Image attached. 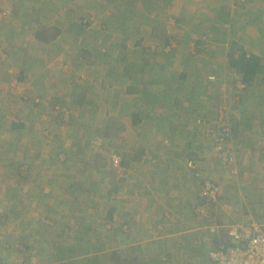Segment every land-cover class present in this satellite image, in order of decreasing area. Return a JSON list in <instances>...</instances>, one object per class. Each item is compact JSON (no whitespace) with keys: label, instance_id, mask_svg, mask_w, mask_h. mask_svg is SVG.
I'll return each mask as SVG.
<instances>
[{"label":"crops","instance_id":"1","mask_svg":"<svg viewBox=\"0 0 264 264\" xmlns=\"http://www.w3.org/2000/svg\"><path fill=\"white\" fill-rule=\"evenodd\" d=\"M179 1L180 4H177L173 11L181 14L178 28L181 31L185 29L181 36L191 38L195 44L203 47L204 34H207L208 39L209 33L213 32L207 29L209 26L203 33L197 32L196 28L207 25L206 19L214 21L219 9L226 7L222 9L226 10V17H223L225 20L220 18V27L226 30V40L218 38L216 42L211 41L214 43L211 51H190L187 45L184 48L178 45L179 47L172 49L174 43L171 40L167 43L170 36L167 34L169 32L165 15L157 12L156 16L158 7L149 8L148 2L134 8V1L125 4L123 0H0V13L14 11L15 15L17 14L14 17L20 24L17 25V34L20 35L14 39V47L11 49L13 52H20L15 56L16 59L25 61V64L14 66L18 75L14 72L13 75L8 71L9 67L13 68L10 66L12 63L7 61L6 56H0V90L6 91L9 87L5 79L12 76L16 78L24 72L30 81L28 84H22L23 91L30 94L32 99L42 101L43 107L49 106L55 110L58 108L56 103L71 107L73 116L70 119L69 115H65L67 120H64L68 124L70 121H80L84 124L86 122L90 126L96 124L95 128H91L92 131H103L102 124L108 122L117 126L125 124L132 131L138 127V137L134 135L129 137V140H142L144 148L151 150L158 140V150L153 153L156 156L153 160L155 165L149 168L141 166L142 174L139 175V169L129 166L131 169L127 170V181L132 180L144 186V178L139 180L143 174L154 175L157 181L161 179L164 181L167 201L178 203L186 215L185 205L193 199L194 211L195 200L199 198H196L195 188L188 183L194 184V181L186 170L185 163L187 159L197 155L202 163L200 167L198 160L201 171L213 177L221 186L220 202L214 216L217 225L214 229V224L199 226L192 223L195 229L182 232L180 230L174 233V236L182 238L183 235L190 234L186 236L194 247L207 256L211 244L219 239H226L233 227L256 224L264 229V114L263 117L256 115L259 111L264 113V73L257 74L254 81L247 84L229 63L232 43L237 42L248 55L260 57L264 66V0H248L242 7H231L224 0ZM89 14H92V17L100 15L98 25L84 24ZM186 18L188 20L185 21ZM0 23L4 24L1 21ZM39 25L47 26L48 38L39 33L42 32L38 31ZM34 27L36 29L30 31ZM49 27H52L51 31ZM258 27L262 28L261 35L255 31ZM171 32L174 34L171 36L175 38L179 34L173 30ZM29 34L30 37L27 36ZM23 35L26 37L22 38ZM215 37L213 34L212 39ZM179 38L180 36L178 40ZM219 63L225 66L224 71L219 70ZM233 70L234 76L230 77ZM206 73L210 74L206 77ZM214 74L217 80L208 81L209 76ZM236 80H241L246 85L243 108L247 112L242 111V115L240 114L243 123L239 132L236 125L232 124L230 114L226 113L225 120L234 132L231 143L237 158L239 157L236 162L228 163L225 154L215 151L216 127L222 123V115L219 105L216 107L215 116L208 115L207 111L212 109L210 104H213L215 99L207 93L210 88L206 84L211 82V86L219 90L217 95H220L231 88L234 89ZM13 81L14 79L10 85ZM30 106L22 107L19 119L10 118L11 123L6 132L0 131V153L6 155L7 146L16 145L18 149L14 153L9 149L8 155H13L19 165H0V264H30L35 260L29 259L23 252V257L15 256L12 252L15 250L11 243L15 242H21L24 246L30 245V252L35 248L32 240L30 243L26 242L29 230L21 226V219L24 217L22 214L29 212L28 215L33 218L39 217L42 212L48 215V208L53 209L51 204L54 202L55 187L66 188L68 182L87 183L88 179L79 176L77 172L84 170L80 175L90 172L84 169V166L77 170L53 164L54 152L44 150L46 147L39 144L42 141L36 133L38 121L42 125H48L51 119L46 115L37 119L27 118L35 112ZM102 107L105 108L102 113L106 115L100 112ZM248 109L254 112V121L249 119ZM248 121L255 124L252 129L248 127ZM2 122L3 120H0V124ZM196 123H203L202 132ZM196 128L199 131H196ZM76 129V125L70 127L72 132ZM195 131L202 136H198ZM167 136L168 138H165ZM162 137L163 145L160 143ZM36 139L38 146L30 144L36 146V149L29 154L27 147L30 145L26 142ZM191 140L199 142V145L202 140L203 148L207 149L209 155L214 154L219 162L216 163L213 157L208 159V156L200 154L198 149L185 151L192 145ZM134 141L131 145L126 143L132 146ZM194 146L198 147L195 144ZM23 148L26 150L23 151ZM126 150H129V147H126ZM29 156L36 159L41 156L45 159L52 158V163L47 160L40 164L35 159L37 162L33 163L31 160L30 167H25L23 162ZM234 170L241 172L236 174ZM11 172L16 174L14 181L7 175ZM18 174L27 179H22ZM90 180L93 181V186L99 180L109 181L111 184L114 182L112 177L106 180L102 171ZM130 197L135 201L134 196ZM145 216L143 215L144 218ZM12 218L18 227L8 229L5 222ZM183 224L186 225L184 216L178 215L172 225L182 229ZM170 229L167 228L168 231Z\"/></svg>","mask_w":264,"mask_h":264},{"label":"rangeland","instance_id":"2","mask_svg":"<svg viewBox=\"0 0 264 264\" xmlns=\"http://www.w3.org/2000/svg\"><path fill=\"white\" fill-rule=\"evenodd\" d=\"M128 1H134V8L144 2L149 3V8L158 7L156 16L157 12L165 15L166 26L168 25L167 31L169 32L166 33L170 36L167 43L169 44L170 40L174 43L172 49L179 46H181V48L188 46L187 48L190 51L197 52L198 49H204V51L212 50L211 48L214 46V43H204L205 45L202 47L201 45L195 44L193 39L190 40L191 38L181 36V33L185 32V29L181 31L178 28V21H180L181 14H179V12L178 14L174 13L173 11L174 7H176L177 4H180L179 0H123V3L126 4ZM222 9H226V7L219 9L215 19L214 15L211 14L214 21L206 19L208 21L207 25L203 24L201 27L196 28L197 32L203 33L209 26L207 29H211L214 37L218 35L217 39L216 37L215 39H212L213 34L209 33L210 36L208 39H212L209 42H216L218 41V38L226 40V30L220 27L221 16H226V10L222 11ZM10 12L12 14L11 21L5 25L0 23V40L3 41L0 42V56H6L8 59L7 61L12 63L10 66H13L14 68L16 65L25 64V61L16 59L15 56L20 52H13L11 49L14 47V39L20 35L17 34V25L20 24L15 21L16 18L14 16H17V14L15 15L14 11ZM103 12L104 11L102 10V13ZM91 15L92 14H89V18L87 17L84 24L89 26L98 25L100 15L98 14L94 17ZM81 19L83 20L84 18ZM186 20H188V18H186L185 21ZM0 21L2 22L3 20L0 18ZM46 28L47 26H38V31H42L39 33L44 38L49 37ZM35 29L36 27L31 28L30 31H34ZM49 29L51 31L52 27H49ZM172 30L174 33H179L176 38L171 36L174 35L173 32H171ZM255 31L260 32V35L263 33L262 28L260 27L255 28ZM27 36L30 37V34ZM179 36L180 40H178ZM23 37H26V35H23L22 38ZM218 65L220 66L219 70L224 71L225 66L222 65V63H219ZM62 68L63 67H60V69ZM13 72L14 74L18 73L15 68ZM13 72L11 73L13 74ZM233 72L234 70L230 77L234 76ZM23 73L24 72L19 74V78L17 76L16 78L12 76L9 77V79H5L9 84V87L7 86L8 88L6 91L0 90V120H3L0 124V131L6 132L11 123L10 118L19 119L20 111L23 109L22 107L31 105L30 109L35 112L30 114L29 111L30 115H28L27 118L31 117L30 119H32L35 117V119H37L46 115L47 117H50L48 118L51 119V122L48 125H42V123L38 121V126L36 124V133L39 136L38 139L42 141V143H39L38 139H36L31 142L27 141L26 144H35L38 146L39 143L42 147H46L44 148L45 151L54 152V156H52L54 159V165H59L61 167L66 166L70 169L77 170L80 166H84V169H88L90 172L81 175L80 172L82 173L84 170L77 172L79 176L88 179L87 183L80 181L71 184L68 182V187L66 188L55 187L53 192L54 202L51 204L53 209L51 210L50 207L48 208V215H45L42 212L41 214L39 213V217L33 218L28 215L29 212H27V214L22 212V217H24L21 219L23 223L21 226L27 227V230H29V233L27 232V235L29 236H26V242L30 243V240H32L35 248L30 252V245L24 246L21 242H19L20 245L18 242L11 243L15 250L12 251V249L11 251L15 253V256L17 255L21 257L23 252L25 256L28 255L29 259H35L30 264H214L206 255L204 256L205 253L203 254L199 252L194 247L191 240H189V237L186 236H189L190 234L183 235L181 238L180 236L175 237L174 233L180 232V230L181 232L187 229L193 230L194 226H192V223L198 224L199 226H211L214 224L215 229V225L217 224L214 220V216L220 200H218L214 206V214L211 219L203 220L197 217L195 214V208L201 201L199 197L200 186L199 183L196 182L197 179L193 177L191 171L187 169L186 166L185 168L189 172L195 185L191 182L188 183L191 184L193 189L195 188L194 191H197L196 198H199V200H195L196 204L194 205V211L192 208L194 203L193 199L185 205L187 215L179 208L178 203L174 204L173 201L171 203L167 201L166 190L163 188L164 181L160 178V180L157 181L154 175L145 173V175L147 174L148 176H144L143 174L139 178L140 181L142 177L144 178V186L138 185L132 180L127 181L129 178V176L127 177V175H129L127 170L131 169V167L139 169V172L137 173L139 175L142 174L140 172L141 166L149 168L150 166L155 165L153 160H155L156 156H154L153 153L155 150H158V140L156 139L157 141H155L153 149L151 150L144 148L142 140L134 141L133 138L129 140V137L138 134V127L134 128L132 131V129L127 128L125 124L118 125V127L117 125L108 122L102 124V126H104L103 131L98 129L92 131L91 128H95L96 124L90 126L89 124H86V122L85 124L80 121L72 123L70 120V123L68 124V122L64 120H67L65 115H69L70 119L73 116V114H71L73 112L71 107L68 108V106H64L63 103H56L58 105L56 110L49 106L43 107V105H41L42 101L40 102L32 99L30 94L23 91L24 86H22V84H28L30 81L29 76H25ZM209 74L210 73H206V77ZM215 74L217 75V73ZM215 74L210 76L216 77ZM221 75L222 74H220V76ZM13 79L14 81L10 85V82ZM216 80L209 79L208 81L213 82ZM210 83L211 82H209L208 85L206 84V86L210 88L207 93L211 94L215 99V102L210 104L212 109L207 111L208 115L215 116L216 107L219 105L222 118L225 120L226 113H229L232 124L236 125V130L239 132L240 125L242 126L243 123L240 114L242 115V111H245L243 108V105L245 104L243 103L245 102L243 95L246 90V85H244V88H241L239 84H243L242 81L236 80L234 82V89L231 88L227 90V92L225 91L223 94L217 95L219 91L218 88L211 86ZM222 84L221 81L220 85ZM3 93L4 95H2ZM20 104L22 106H20ZM36 108L39 109L36 110ZM104 110L105 108L102 107L100 112L102 113ZM245 112H247V110ZM248 112L249 119L254 121V112L249 109ZM263 114L264 113L261 111L256 112V115H259V117H263ZM102 115L106 114L102 113ZM65 124L66 126H64ZM196 124L200 130L203 129V123ZM75 125L77 126V129L72 132L70 127ZM254 125V123L251 124V121H248V127L250 129H252ZM199 129L196 128L195 130L199 131ZM190 134L191 132L188 130V135ZM198 136L201 137L202 134L199 133ZM165 138H168V136ZM163 139L164 137H162V141H160L162 145ZM132 141H134L132 146H129L126 143L128 142L131 145ZM194 144L198 147L196 148ZM36 146L30 145L27 147L30 152L29 154H31L32 150L36 149ZM126 147H129V150H126ZM9 149L14 153L18 147L16 145H9L7 146L6 155L0 153V165L2 166L7 167L18 165L13 158L14 156L8 155ZM190 149L191 151L198 149L200 154H206L208 159L213 157L215 158L216 163L219 162V159L214 154L213 156L209 155L207 149L203 148L202 140L200 145L199 142L197 143V141H193L192 145L185 151H190ZM24 150L26 149L23 148V151ZM210 151H212V149H210ZM237 152L239 153L238 156H240L239 148L237 149ZM114 156L119 157L121 161L118 167L113 165L112 158ZM195 157L200 161L197 155H195ZM259 157L262 158L261 155ZM238 158L236 157L235 162ZM35 159L36 157L29 156L23 162L24 166L30 167L31 160H33V163L39 161L40 164H42L47 162V160L48 163H52V158L45 159L41 156L36 159L37 161H34ZM203 159L204 161L206 160L205 157ZM199 165L200 167L202 166L201 161L199 162ZM101 171L106 180L112 177L114 182L111 184L109 181L103 182V180H99V182L93 186V181L90 179H92L93 176L99 175ZM240 172H238V174ZM7 175H9L12 181L16 180V177H14V175H16L15 173L11 172V174ZM204 175L206 174L203 173V176ZM18 176L21 177L22 175L18 174ZM208 177L210 178L211 176ZM21 178L27 179L26 177ZM211 178L214 180L213 177ZM28 179L30 178L28 177ZM147 182L149 185L146 184ZM217 183L220 188L221 186L219 185V182ZM117 194H119V196H117ZM130 196H134L135 201H133ZM151 197L154 198L152 199ZM45 210L43 211L45 212ZM143 215H146L145 218ZM178 215L184 216L188 228L185 224H183L184 227L182 229L176 228V226L172 225ZM197 220L200 222H197ZM15 222L16 221L12 218L11 220H7L5 224L8 229H14V227H18V224ZM168 227L171 228L169 231L167 230ZM171 234L173 236H168ZM17 244L18 246H16V248L15 245ZM27 248L29 249L26 250ZM197 248H199V246H197Z\"/></svg>","mask_w":264,"mask_h":264},{"label":"built area","instance_id":"3","mask_svg":"<svg viewBox=\"0 0 264 264\" xmlns=\"http://www.w3.org/2000/svg\"><path fill=\"white\" fill-rule=\"evenodd\" d=\"M224 2L231 7H242L248 3V0H224ZM0 18L4 24H8L12 14L10 11H2ZM203 39L204 43H211L210 39H207V34H204ZM8 71L13 72V69L9 67ZM209 79L216 80V77L210 76ZM239 86L245 87L244 84H239ZM221 120L222 123L216 127L215 151L225 154L228 163H234L237 157L231 143L234 132L224 118ZM200 121L199 119L198 122ZM112 162L115 167H118L121 161L119 157L114 156ZM185 166L200 186L201 201L195 208V214L200 219L209 220L213 217L214 206L219 200L220 188L213 179L203 176L195 156L187 159ZM234 173L238 174V171L234 170ZM207 257L214 264H264V229L256 224L233 227L229 230L226 239H220L213 245L211 244Z\"/></svg>","mask_w":264,"mask_h":264},{"label":"trees","instance_id":"4","mask_svg":"<svg viewBox=\"0 0 264 264\" xmlns=\"http://www.w3.org/2000/svg\"><path fill=\"white\" fill-rule=\"evenodd\" d=\"M221 16V19L225 20ZM240 52L238 55L237 53ZM230 67L242 76L247 83L254 81V77L259 73H264V66L261 58L256 55H248L240 44L233 42L229 52Z\"/></svg>","mask_w":264,"mask_h":264}]
</instances>
